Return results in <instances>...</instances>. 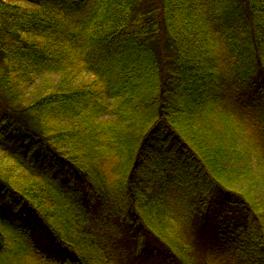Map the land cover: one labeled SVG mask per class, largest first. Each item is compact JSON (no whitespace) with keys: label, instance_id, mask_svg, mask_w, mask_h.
<instances>
[{"label":"trees","instance_id":"trees-1","mask_svg":"<svg viewBox=\"0 0 264 264\" xmlns=\"http://www.w3.org/2000/svg\"><path fill=\"white\" fill-rule=\"evenodd\" d=\"M0 206L66 252L0 264H264V0H0Z\"/></svg>","mask_w":264,"mask_h":264},{"label":"rangeland","instance_id":"rangeland-1","mask_svg":"<svg viewBox=\"0 0 264 264\" xmlns=\"http://www.w3.org/2000/svg\"><path fill=\"white\" fill-rule=\"evenodd\" d=\"M231 101L233 102L234 98ZM4 213L8 215H17L24 224L28 225L37 238V241L42 245V247L48 254L57 258L65 257L66 252L53 243L51 237L47 233L42 231L41 227L37 225V222L35 220L30 221L22 213H13L11 210H7ZM212 260L215 264H233V262H235V257L224 246H219L216 253L213 254ZM139 264L161 263L157 259H148L141 260Z\"/></svg>","mask_w":264,"mask_h":264},{"label":"snow or ice","instance_id":"snow-or-ice-1","mask_svg":"<svg viewBox=\"0 0 264 264\" xmlns=\"http://www.w3.org/2000/svg\"><path fill=\"white\" fill-rule=\"evenodd\" d=\"M6 209L2 206H0V214H3V212L5 211Z\"/></svg>","mask_w":264,"mask_h":264}]
</instances>
